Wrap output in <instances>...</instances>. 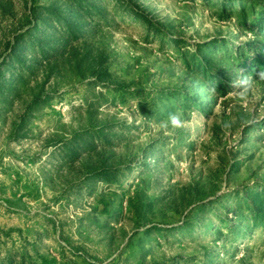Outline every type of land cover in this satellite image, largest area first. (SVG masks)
Returning <instances> with one entry per match:
<instances>
[{
	"label": "rangeland",
	"instance_id": "rangeland-1",
	"mask_svg": "<svg viewBox=\"0 0 264 264\" xmlns=\"http://www.w3.org/2000/svg\"><path fill=\"white\" fill-rule=\"evenodd\" d=\"M67 1L0 0V264H264V78L222 50L255 48L242 7L84 0L70 38ZM207 44L219 91L181 58Z\"/></svg>",
	"mask_w": 264,
	"mask_h": 264
},
{
	"label": "trees",
	"instance_id": "trees-1",
	"mask_svg": "<svg viewBox=\"0 0 264 264\" xmlns=\"http://www.w3.org/2000/svg\"><path fill=\"white\" fill-rule=\"evenodd\" d=\"M83 3L79 5H74L72 1L68 0L66 2L67 5V12L65 16L67 19L63 22H60L62 15L58 14L56 10L47 9L45 13H47V19L46 24L48 26H51V21L59 20L62 27L65 28V34L67 37L72 38L75 33L78 30V27L76 23H72L70 21V17L77 15L82 16L83 13L87 14L88 16L91 15V10L95 9L93 4L88 5L84 0H82ZM219 12H227L230 9H235L236 7H242L239 8V11L236 15L237 20V26L241 28L243 31H247L251 34L253 38L257 40V43L255 45V48L248 47L244 49L242 46H235L233 51H229V53H226V48L229 46H225L222 48L224 56H226V59L228 61H231L235 65L239 64L241 67L244 66L246 60H249V65L246 69V74L248 76H252V79L254 81H260L262 78H264V75L261 76V74H264V1L263 0H220L216 3ZM84 7H89L88 10L83 11ZM256 8H260L262 11L256 12L254 11ZM100 12V10H99ZM38 15V14H37ZM35 19L43 21V19L40 16L35 17ZM24 34H27V36L30 35V29L24 32ZM29 44H33L32 40H30ZM35 44V43H34ZM33 44V45H34ZM41 51L42 50V44H40V41L35 44ZM44 45V43H43ZM199 50L197 54L194 52H187L185 56H182L181 58L184 60H191L192 65L189 66L187 64V61H184V66L190 71L194 72L197 76L198 84L199 86L205 87V81H209L210 84L212 83V80H215V89L214 91H219L222 89V75L218 70V66L214 65L213 61V54L212 52L217 51V49L211 50V53H208V49L210 48V45H205L204 48L201 49L202 46H198ZM246 50L254 51L259 54L258 57L251 59L249 55L245 54ZM187 58V59H186ZM216 68V69H215ZM214 70V71H213ZM210 86V85H209ZM228 86V85H225ZM174 96V95H173ZM177 98H181L183 104H190V106H196L200 107V98H198L195 94L192 96H189L185 93H179ZM173 100L174 97H172ZM175 103L170 105L172 108ZM255 200H257L258 205L260 206L261 203L264 201V193L256 194ZM247 205L244 206L243 209H246ZM252 215H255L256 220L258 223H255V225L258 226H264V211L260 208H253L252 209Z\"/></svg>",
	"mask_w": 264,
	"mask_h": 264
},
{
	"label": "clouds",
	"instance_id": "clouds-1",
	"mask_svg": "<svg viewBox=\"0 0 264 264\" xmlns=\"http://www.w3.org/2000/svg\"><path fill=\"white\" fill-rule=\"evenodd\" d=\"M169 120L171 122V124L175 127H179L180 126V118L179 116L172 114L169 116Z\"/></svg>",
	"mask_w": 264,
	"mask_h": 264
}]
</instances>
